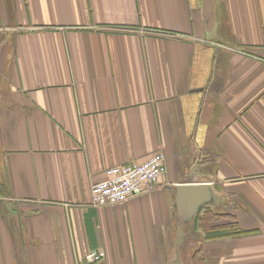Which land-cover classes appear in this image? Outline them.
<instances>
[{
	"label": "crops",
	"instance_id": "crops-1",
	"mask_svg": "<svg viewBox=\"0 0 264 264\" xmlns=\"http://www.w3.org/2000/svg\"><path fill=\"white\" fill-rule=\"evenodd\" d=\"M158 152L153 190L93 206L108 168ZM200 183L179 224L177 187ZM98 250L264 264V0H0V264Z\"/></svg>",
	"mask_w": 264,
	"mask_h": 264
},
{
	"label": "built area",
	"instance_id": "built-area-1",
	"mask_svg": "<svg viewBox=\"0 0 264 264\" xmlns=\"http://www.w3.org/2000/svg\"><path fill=\"white\" fill-rule=\"evenodd\" d=\"M167 161L162 152L143 162L111 166L105 171V179L92 187V203L95 207L113 206L153 190L167 173ZM106 256L105 251H91L84 257L96 264Z\"/></svg>",
	"mask_w": 264,
	"mask_h": 264
},
{
	"label": "water",
	"instance_id": "water-1",
	"mask_svg": "<svg viewBox=\"0 0 264 264\" xmlns=\"http://www.w3.org/2000/svg\"><path fill=\"white\" fill-rule=\"evenodd\" d=\"M176 190V216L179 224L190 221L202 205L212 199V188L208 184L180 185Z\"/></svg>",
	"mask_w": 264,
	"mask_h": 264
},
{
	"label": "trees",
	"instance_id": "trees-1",
	"mask_svg": "<svg viewBox=\"0 0 264 264\" xmlns=\"http://www.w3.org/2000/svg\"><path fill=\"white\" fill-rule=\"evenodd\" d=\"M236 225L237 224H235V225L230 224V225L225 226L226 228H218L217 232H219V234H223V235L231 234V233H233V234L238 233L239 229Z\"/></svg>",
	"mask_w": 264,
	"mask_h": 264
}]
</instances>
